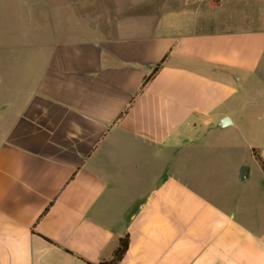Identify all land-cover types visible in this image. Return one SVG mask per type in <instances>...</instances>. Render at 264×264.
Listing matches in <instances>:
<instances>
[{
    "label": "crops",
    "instance_id": "crops-1",
    "mask_svg": "<svg viewBox=\"0 0 264 264\" xmlns=\"http://www.w3.org/2000/svg\"><path fill=\"white\" fill-rule=\"evenodd\" d=\"M7 3L0 264H264V0Z\"/></svg>",
    "mask_w": 264,
    "mask_h": 264
},
{
    "label": "rangeland",
    "instance_id": "rangeland-1",
    "mask_svg": "<svg viewBox=\"0 0 264 264\" xmlns=\"http://www.w3.org/2000/svg\"><path fill=\"white\" fill-rule=\"evenodd\" d=\"M7 9H6V15L7 18H12L14 16V0H7ZM24 1V0H23ZM84 1H88V0H84ZM101 1H108V0H101ZM41 3L44 4H48V8L51 11L52 14H54L55 16H61L62 13V9L63 8H67V10L70 13H67L66 15L70 16H75L79 13L80 8H78L76 5H74L75 0H40ZM25 3H21L20 6V15H23L25 13V7L23 6ZM242 7V6H241ZM240 7V8H241ZM241 11L243 15H245L247 17V15H252L253 13V8L247 5H245L244 7H242ZM27 13L29 12V8L26 10ZM12 20V19H11ZM11 26L9 27V30L12 32V25L13 23L10 24ZM230 25H244V26H255L256 23L255 22H249V21H244L241 23H231ZM243 96H246V94L243 93ZM264 108L263 104H254L252 103H248L246 105V107L243 109V118L241 120V125H240V129H238V131H235L233 133L229 134L230 139L239 141L240 143L243 142V144L246 146L248 145V143H250L251 141H254V135L252 132L258 133L260 131V129L263 127L264 125V120H253L252 116L253 114L257 111ZM243 150V149H241ZM239 152V151H238ZM243 152V151H242ZM241 152V155L244 154V156L246 155L247 159L249 158V154L248 151H244L243 153Z\"/></svg>",
    "mask_w": 264,
    "mask_h": 264
},
{
    "label": "trees",
    "instance_id": "trees-1",
    "mask_svg": "<svg viewBox=\"0 0 264 264\" xmlns=\"http://www.w3.org/2000/svg\"><path fill=\"white\" fill-rule=\"evenodd\" d=\"M166 57H164L153 69V71L146 76L143 79L140 91L144 90L146 85L149 83V81L153 78V76L156 74V72L161 68L163 63L165 62ZM253 154L255 155L256 159L259 161L263 171H264V159L261 158V156L258 154L256 149H253ZM130 243V237L129 234H125L123 237L119 239V243L117 248L115 249L113 253V257L109 260H102L98 262L97 264H119L123 256L125 255Z\"/></svg>",
    "mask_w": 264,
    "mask_h": 264
},
{
    "label": "water",
    "instance_id": "water-1",
    "mask_svg": "<svg viewBox=\"0 0 264 264\" xmlns=\"http://www.w3.org/2000/svg\"><path fill=\"white\" fill-rule=\"evenodd\" d=\"M245 171H246V168H243L242 171H241V174H242L244 177H245V175H246Z\"/></svg>",
    "mask_w": 264,
    "mask_h": 264
}]
</instances>
